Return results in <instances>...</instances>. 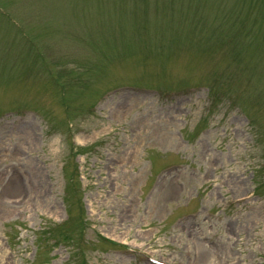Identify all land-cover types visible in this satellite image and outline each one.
<instances>
[{"label": "rangeland", "instance_id": "obj_1", "mask_svg": "<svg viewBox=\"0 0 264 264\" xmlns=\"http://www.w3.org/2000/svg\"><path fill=\"white\" fill-rule=\"evenodd\" d=\"M128 249L264 264V0H0V264Z\"/></svg>", "mask_w": 264, "mask_h": 264}, {"label": "bare ground", "instance_id": "obj_2", "mask_svg": "<svg viewBox=\"0 0 264 264\" xmlns=\"http://www.w3.org/2000/svg\"><path fill=\"white\" fill-rule=\"evenodd\" d=\"M204 250V246H199V250H198V252H197V259H198V261L199 262H202V261H204V256H203V254H202V251Z\"/></svg>", "mask_w": 264, "mask_h": 264}]
</instances>
